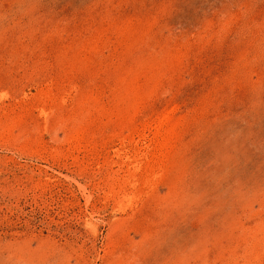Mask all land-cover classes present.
I'll return each mask as SVG.
<instances>
[{"label":"rangeland","instance_id":"obj_1","mask_svg":"<svg viewBox=\"0 0 264 264\" xmlns=\"http://www.w3.org/2000/svg\"><path fill=\"white\" fill-rule=\"evenodd\" d=\"M0 264H264V0H0Z\"/></svg>","mask_w":264,"mask_h":264}]
</instances>
